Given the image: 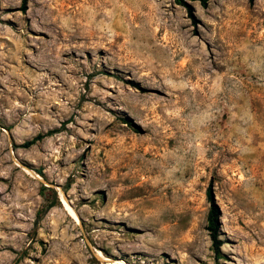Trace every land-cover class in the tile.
<instances>
[{"label": "rangeland", "instance_id": "rangeland-1", "mask_svg": "<svg viewBox=\"0 0 264 264\" xmlns=\"http://www.w3.org/2000/svg\"><path fill=\"white\" fill-rule=\"evenodd\" d=\"M21 5L0 0V264H264V0Z\"/></svg>", "mask_w": 264, "mask_h": 264}, {"label": "trees", "instance_id": "trees-1", "mask_svg": "<svg viewBox=\"0 0 264 264\" xmlns=\"http://www.w3.org/2000/svg\"><path fill=\"white\" fill-rule=\"evenodd\" d=\"M180 2H183V0H178ZM200 1L202 4H206L208 0H198ZM21 9L22 10H26L27 9V0H22V5H21ZM50 131H47L44 134H37L35 137H33L30 140H27L23 143V146L28 147L30 145H32L35 141L43 138L44 136L50 134ZM207 197L210 201V212H209V218H208V230H210V238H211V242H212V246L214 248V250L217 252L219 250V246L221 245L220 240L217 238V230H218V225H217V213H218V208L214 202V198H213V193L211 191V188H208L207 191ZM55 204L54 201L49 202L48 204H46L42 210L37 214V218L36 221H39L43 215H45L47 213V211Z\"/></svg>", "mask_w": 264, "mask_h": 264}, {"label": "bare ground", "instance_id": "bare-ground-1", "mask_svg": "<svg viewBox=\"0 0 264 264\" xmlns=\"http://www.w3.org/2000/svg\"><path fill=\"white\" fill-rule=\"evenodd\" d=\"M100 254V253H99ZM99 257H102V254H101V256H99ZM118 264H127L125 261H123V260H119V262H118Z\"/></svg>", "mask_w": 264, "mask_h": 264}]
</instances>
